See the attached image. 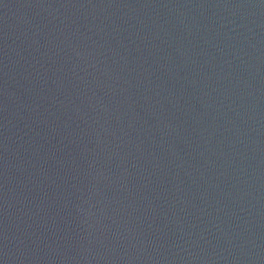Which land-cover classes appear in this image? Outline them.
<instances>
[{"label": "water", "instance_id": "water-1", "mask_svg": "<svg viewBox=\"0 0 264 264\" xmlns=\"http://www.w3.org/2000/svg\"><path fill=\"white\" fill-rule=\"evenodd\" d=\"M0 264H264V0H0Z\"/></svg>", "mask_w": 264, "mask_h": 264}]
</instances>
